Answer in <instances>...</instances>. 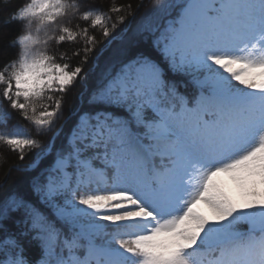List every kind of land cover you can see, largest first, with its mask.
Masks as SVG:
<instances>
[{"label":"rangeland","instance_id":"374dc122","mask_svg":"<svg viewBox=\"0 0 264 264\" xmlns=\"http://www.w3.org/2000/svg\"><path fill=\"white\" fill-rule=\"evenodd\" d=\"M214 27L216 39L210 38ZM166 55L171 71L202 89L196 104L183 102L163 121L149 122L140 104H126L134 129L118 118L81 114L67 141L74 160L56 157L38 188L69 230L66 240L83 243L66 264H127L134 247L127 236L143 242L166 236L163 228L174 225L185 242L200 237L202 245L210 229L245 209L251 192L263 195V207L257 218L247 214L248 221L264 231V0H188ZM38 76L62 89L76 74L50 66ZM34 77L21 74L15 86L26 88ZM155 82L162 77L153 62L131 61L109 87L131 102L133 92ZM4 92L10 99L9 86ZM215 107L222 115L206 122L202 110ZM216 237V245L227 241L226 251L209 264H264V233L242 253L234 234ZM3 264L30 262L17 255Z\"/></svg>","mask_w":264,"mask_h":264},{"label":"trees","instance_id":"16d2710c","mask_svg":"<svg viewBox=\"0 0 264 264\" xmlns=\"http://www.w3.org/2000/svg\"><path fill=\"white\" fill-rule=\"evenodd\" d=\"M186 1L0 0V100L5 108L0 112V264L17 252L32 264H64L65 255L76 252L64 245L68 230L42 202L37 188L57 156L74 160L67 141L81 114L127 117L108 90L123 65L148 60L161 69L164 83L139 99L145 119H163L168 104L177 105L181 98L193 102L196 85L171 72L164 55ZM50 66H65L76 76L62 89L41 84L38 73ZM21 74L35 76L22 89L15 86ZM5 85L12 100L4 96ZM220 114L217 108L206 117ZM260 195L253 192L245 212L227 217L241 249L254 240L246 213L258 216ZM215 237L211 230L202 245L195 240L203 259L222 254ZM191 245L172 227L167 238L147 240L135 258L137 264H178L192 257Z\"/></svg>","mask_w":264,"mask_h":264}]
</instances>
